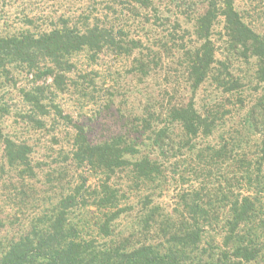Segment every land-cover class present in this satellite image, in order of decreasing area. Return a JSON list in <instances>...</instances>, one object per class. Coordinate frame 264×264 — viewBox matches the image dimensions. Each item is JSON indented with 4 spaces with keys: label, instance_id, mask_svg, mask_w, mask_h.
I'll list each match as a JSON object with an SVG mask.
<instances>
[{
    "label": "trees",
    "instance_id": "trees-1",
    "mask_svg": "<svg viewBox=\"0 0 264 264\" xmlns=\"http://www.w3.org/2000/svg\"><path fill=\"white\" fill-rule=\"evenodd\" d=\"M128 2L141 26L143 18L160 21L158 15L150 17L149 13L157 14L152 0L121 4ZM195 7L192 35L197 47L184 55L192 98L185 105L169 107L162 115L167 124L160 129L154 125L157 116L145 112L125 135L93 143L84 127L74 125L71 148L58 153L61 161H54L52 170L54 165L34 159L33 146L4 133L1 124L10 106L0 99V171L9 175L0 177L6 191L0 205V234H5L0 239V264H264V34L246 22L235 0H201ZM96 14L91 7L77 23L66 19L49 31L0 36V75L8 78L21 68L27 75L53 80L52 85L20 91L28 111L17 115L27 126L46 130L43 118L51 115L49 108L71 125L54 103L48 107L44 101L50 87L66 91L68 75L75 69L73 57L86 53L96 61L104 54L130 57L142 51L141 40L130 39L107 16ZM219 24L222 51L214 40ZM176 34L169 37L175 39ZM220 51L223 60L218 58ZM241 60L256 63V90L259 87L263 94L253 102H246V83L231 70ZM159 64L157 55L148 56L137 59L135 69L147 76ZM204 87H212L216 95L196 107L195 95ZM175 127L181 133L177 147L189 148L191 154L199 139L222 133L216 145L195 151L197 163H182L189 167L180 181L190 183L188 173L199 184L177 189L167 208L154 198L158 191L160 198L168 192L171 181L165 163L152 155L157 152L165 159L175 144L171 140ZM146 134L150 147L144 141ZM52 140L58 142L56 137ZM146 147L152 151L143 153ZM43 170L46 180L39 192L35 185ZM118 175L126 176L129 190L150 194L122 208L129 195L112 183ZM48 187L54 198L36 199ZM5 206H12L14 215L5 214ZM136 207L132 230L116 234L115 223ZM90 211L96 218H88Z\"/></svg>",
    "mask_w": 264,
    "mask_h": 264
},
{
    "label": "rangeland",
    "instance_id": "rangeland-1",
    "mask_svg": "<svg viewBox=\"0 0 264 264\" xmlns=\"http://www.w3.org/2000/svg\"><path fill=\"white\" fill-rule=\"evenodd\" d=\"M152 1L157 14L149 13L150 17L158 15L160 21L156 22L151 17L149 22H146L147 20L143 18L145 23L143 27L140 24L141 19L136 20V16L133 15L132 5L129 2L121 4L125 3L121 0H0V36L3 37L26 32L37 34L49 31L66 19L77 23L81 21L82 17L87 16L88 9L94 7L98 11L96 15L107 16L117 29H123L130 39L141 40L143 44L142 51L141 49L137 50L130 57L104 54L100 55L96 61H91L86 53H81L72 58L71 61L75 64V69L72 74L68 75L66 91L59 92L50 87L45 92L46 100L44 101L48 107H52L51 105L54 103L63 116L71 119V125L56 116L55 110L52 108H49L51 115L43 118L46 122V130H35L31 126H27L17 115L28 111V106L21 102L23 94L20 91L29 92L37 86L52 85V78H37L34 75H27L26 70L21 68L12 70L11 77L6 78L0 75V99L10 106V114L4 118L1 124L4 133L19 142L26 141L34 147L33 157L36 161L53 166L54 161L57 160L58 163L61 161L58 153L61 150L67 152L71 148L70 142L75 134L74 125L84 127L93 143H101L112 137L125 135L126 132L131 131L132 125H137L136 118L145 117V112L148 114L151 112L157 116L155 117L157 120L154 122L155 129L165 126L166 119L162 115L168 108L185 105L192 98L184 55L186 50L197 47L192 35L198 9V7L194 8V4H199L201 0ZM235 1L237 9L242 13L246 22L257 33L264 34V0ZM142 13V15H146V13ZM177 25L179 27L176 29L174 26L177 27ZM222 28V24L217 25L214 35V40L221 51ZM173 32H177L175 39L169 37ZM221 51L218 52V58L223 60L224 54ZM156 55L159 60L161 59V64L156 68L152 66L149 75L142 76L136 71L135 61L137 59L145 60L148 56L152 59ZM255 64V60H250L247 63L242 60L235 61L231 69L235 76L244 79L246 83V102H253L257 96L263 94L259 87L256 90ZM211 95H216L212 87H204L198 91L195 95L196 107L197 102L208 100ZM232 111L233 119L237 120L236 108H232ZM221 133L222 131H216L210 138L199 139L196 142L194 153L191 154L189 148L179 149L177 147L181 133L178 128H173L171 140L175 144L172 149L168 150L165 159L159 157L157 152L152 155V159L157 158L165 163V175L171 181L168 185V192H165L161 198L160 191L155 194V198L153 197L155 203H161L170 208L177 189H187L192 185L198 187L199 182L196 183L191 174H185L186 180L190 183L186 184L180 181V174L189 167L182 163L184 161L197 163L196 152L216 145ZM54 137L58 140L56 144L52 140ZM147 137L149 134H146L144 141L150 147L151 144ZM249 140L250 143L256 141L252 137ZM142 151L148 153L152 150L147 148ZM1 154L0 148V158ZM51 169H55V165ZM46 173L47 170L39 175L40 182L35 185L39 192L43 189L40 183H45L44 175ZM1 176L2 179H7L9 175L4 176L0 171ZM175 177L179 179L177 182L171 180ZM126 181L125 175H118L112 182L129 195L128 199L123 200L120 204L122 208L126 205H136L141 197L144 198L150 194V192L138 193V190H129V184ZM2 183L3 188L0 183V205L4 203V193H6L4 182L2 181ZM48 189L46 194L38 195L36 199L41 197L45 201L46 199L52 200L54 190L49 187ZM44 207L48 206H42V208ZM33 210L37 211V206L34 205ZM138 210L139 207L138 209L136 207L135 212L123 215L115 223L116 234L127 235L132 230ZM3 211L5 214L13 215L16 212L12 206H5ZM92 212L94 211L89 212V219H94L97 216L92 215ZM4 237L5 234L1 233L0 239Z\"/></svg>",
    "mask_w": 264,
    "mask_h": 264
}]
</instances>
